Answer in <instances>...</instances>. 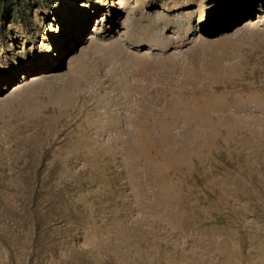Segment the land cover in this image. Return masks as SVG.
<instances>
[{"label":"rangeland","instance_id":"374dc122","mask_svg":"<svg viewBox=\"0 0 264 264\" xmlns=\"http://www.w3.org/2000/svg\"><path fill=\"white\" fill-rule=\"evenodd\" d=\"M0 264H264V0H0Z\"/></svg>","mask_w":264,"mask_h":264}]
</instances>
